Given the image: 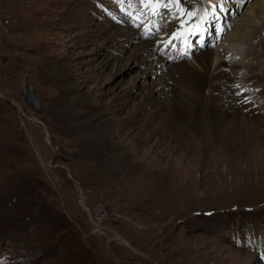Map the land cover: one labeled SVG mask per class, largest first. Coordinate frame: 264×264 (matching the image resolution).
I'll return each mask as SVG.
<instances>
[{
    "label": "rangeland",
    "instance_id": "374dc122",
    "mask_svg": "<svg viewBox=\"0 0 264 264\" xmlns=\"http://www.w3.org/2000/svg\"><path fill=\"white\" fill-rule=\"evenodd\" d=\"M115 1L0 0V264H264V153L234 163L232 155L212 147L214 138H204L208 128L201 147L168 151L161 146L167 138L157 148V138L143 133L138 140L132 117L112 128L107 120L97 121L100 113L123 121L118 109L126 104L118 95L133 90L131 116L153 81L166 77L158 67L165 60L201 71L202 49L213 53L214 62H228L216 76L250 95L251 106L264 116L256 86L244 88L249 63L256 67L253 73L264 75V2L205 0L209 42L200 47L195 15L184 19L189 12L184 8L179 14L169 1H155L162 13L151 14L154 23L179 21L180 39L165 43L166 25L157 23V30L139 16L141 8ZM223 2L231 6L227 15ZM138 3L152 9L147 0L133 2ZM216 5L222 11L216 12ZM118 18L138 24L129 30ZM145 27L156 30L162 52L146 63L128 61L130 51L156 40ZM254 29H260L252 45L257 55L250 57ZM132 30L145 40L130 42ZM193 34L195 50L178 53ZM100 42L107 46L97 51ZM236 65L245 67L235 72ZM175 72H180L178 104L186 106L192 96L185 71ZM30 84L39 108L26 99ZM194 109L191 103L189 110ZM206 113L203 106L194 128L200 122L213 130ZM81 125L79 133L73 131ZM87 143H94L90 153L83 147ZM233 231L246 233L239 246L231 241Z\"/></svg>",
    "mask_w": 264,
    "mask_h": 264
},
{
    "label": "bare ground",
    "instance_id": "6f19581e",
    "mask_svg": "<svg viewBox=\"0 0 264 264\" xmlns=\"http://www.w3.org/2000/svg\"><path fill=\"white\" fill-rule=\"evenodd\" d=\"M155 1L156 0L153 1L147 0V4H149L152 7V9H156L160 6V2L155 3ZM171 1L175 6L177 5L181 9L184 8L186 12L189 11L187 13H193L194 11L192 10L196 5L195 1L197 0H171ZM209 1H213V0H209ZM263 2L264 0H262V3ZM211 7L213 8V6ZM190 17L191 16H188L186 14L184 16V19H189ZM118 22H121L119 26L125 28L129 27L130 28L129 30H131L133 27L131 26V23L122 24V22L124 21L121 18L120 19L118 18ZM177 22L174 24H170L168 26L166 25L167 27L166 26L164 28L162 27V31L166 32L168 35L167 38L169 40L173 38L172 42L176 41V39H180V36H178ZM153 24L155 23L153 22ZM156 26L158 27L159 25ZM193 26L194 29L198 28V30H195L196 32L200 31L197 22ZM173 29H177L176 36L172 34ZM95 32L97 36L100 35V32L98 30H96ZM136 32H138L137 35L133 31L132 38L131 36H129L131 38L129 40L130 42L133 41V39L138 40V37L144 39L141 31H136ZM259 32L260 29H254L252 32L249 33L250 35H253L250 38L252 43L250 47H248V51L251 54L249 55L250 57L256 54L254 50V46L252 45L254 40H256V38L254 37L257 34L259 35ZM235 34L239 35V33H235ZM202 35H204L203 32ZM238 35H234L232 37V40L236 41ZM117 36L124 37L125 35L117 32ZM260 40H261L260 46H262L261 53L264 56V40L262 39ZM163 45L164 43L161 42L160 45V43H158L157 40L146 41V43L145 42L142 43V45L139 48L137 46V49H135L134 52L130 51L129 55L126 58L128 61L139 60L140 62L146 63L148 59L149 60L152 59V55L157 57L160 56L159 50L161 49L162 52ZM98 46L96 47L97 51L98 48H104L105 46H107V44L106 42L105 43L100 42ZM150 46L152 48V51L149 53L147 52V49ZM186 47H191L192 49L195 50V46H190L189 44L185 43V45H181L180 51L184 50ZM234 54L233 56H235ZM121 60L122 58H119L118 63ZM213 60H214L213 53L205 52V49H202L198 54V65L200 66L201 71L197 70V67L196 69H191V67L188 68V64L181 65L182 63L179 61L170 63L168 60H165L166 64H162V65L159 64L158 67L161 68L162 66L164 70L168 72L166 74V77L164 78L158 77L156 82L153 81L151 87L152 89H148L145 96L141 98L140 102L134 104V108L132 109L131 116H129L127 110H130L131 112L129 104L131 100L134 99L136 96V92L133 90L127 91L125 93L123 92L118 95L119 97L118 99L120 100L124 99L125 100L124 104H126V106H122L121 108L118 109V113L120 114L121 118L124 119L123 121L116 123L115 121H113V119L107 118L105 113H100V117L97 119V121L103 119L104 121L107 120V122L110 124V128H112V126L117 124L124 125L126 123L125 119H129L130 117H132L131 121H133L134 124L132 131L135 132V136H137L138 140H140V137L141 140L143 139L144 137L143 133H145L148 138L150 137L157 138V141L153 145L154 148H157V146H159L160 140L163 138H167V142H163L161 146L166 147L168 151H170V149L175 150L177 146H181L182 150L192 149L197 146L201 147L200 139L203 136V134H205L208 128L209 129L208 135L204 136V138H210V139L211 137L214 138L212 147L214 148L215 146H218L226 154L232 155L234 157L233 159L234 163L239 162L242 159L245 160L246 158L252 155H258L259 157H262L261 154L264 153V116L258 111V109H255L251 106L250 104L251 100L249 101L248 99L250 95L247 97L245 93L239 94L235 92L232 88L231 82L227 78H223L222 76L218 78L216 76L217 75L216 71L219 70L220 68H224L228 66V62L223 58L219 60L216 58L215 62ZM212 62L214 63V65H212L213 64ZM180 65L182 66V68L179 67ZM215 65L216 68H214ZM244 67L245 66L242 65H236L234 71L236 72L237 69ZM254 67L255 66L250 63L248 66H246V68L250 69V74L249 76L247 75L248 77L246 76L247 77L246 80L243 79L245 81L244 88L248 89V85L256 86L257 103L262 102L263 104L260 103V106L264 110V75L253 73L254 69L256 68ZM102 68L104 70L107 69V63ZM152 69L153 67L149 68V70ZM174 71H185L184 74L185 81L187 82L185 83V85L187 84V87H190V90H187V92L190 97L192 96L191 101L186 102V106L178 104L181 102V99L179 97V93L177 90V88H179L180 90V87L176 79H179L178 77L180 76V72L173 73ZM165 86L169 87V89L166 90L164 88ZM182 87L184 86L182 85ZM245 92H248V90ZM207 94L208 96L206 97ZM248 94H250V92H248ZM191 103L195 107L194 111L189 110V105H191ZM202 105L205 106L208 111V114L207 113L205 114V118L207 122L209 120L210 121L209 123H212L215 126L213 130L210 124H207V126L204 125L205 126L204 128L202 127V124L200 122L197 123V128H194V124H195L194 122L198 120L197 114L198 111L202 110L203 108ZM83 127L84 125L77 126V129L73 131L79 133L83 129ZM175 142L179 143L180 145H172L175 144ZM93 146L94 143H87L83 147L86 150V152L88 151L90 153L93 151ZM241 255L242 254H238V256L237 255L235 256V258L237 259V257Z\"/></svg>",
    "mask_w": 264,
    "mask_h": 264
},
{
    "label": "water",
    "instance_id": "95a60500",
    "mask_svg": "<svg viewBox=\"0 0 264 264\" xmlns=\"http://www.w3.org/2000/svg\"><path fill=\"white\" fill-rule=\"evenodd\" d=\"M26 99L29 103H32L34 107L39 108L40 104L36 98L34 88L31 84L28 85V92H27Z\"/></svg>",
    "mask_w": 264,
    "mask_h": 264
},
{
    "label": "snow or ice",
    "instance_id": "6c2138e0",
    "mask_svg": "<svg viewBox=\"0 0 264 264\" xmlns=\"http://www.w3.org/2000/svg\"><path fill=\"white\" fill-rule=\"evenodd\" d=\"M117 2L119 3L120 0H117ZM183 11V10H182ZM188 16H194L195 14L194 13H186Z\"/></svg>",
    "mask_w": 264,
    "mask_h": 264
}]
</instances>
